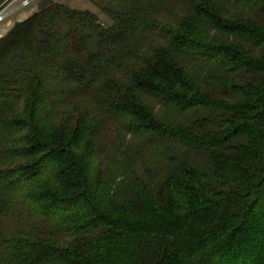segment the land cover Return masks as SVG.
Instances as JSON below:
<instances>
[{
	"label": "trees",
	"instance_id": "16d2710c",
	"mask_svg": "<svg viewBox=\"0 0 264 264\" xmlns=\"http://www.w3.org/2000/svg\"><path fill=\"white\" fill-rule=\"evenodd\" d=\"M90 1L0 42V264H264V0Z\"/></svg>",
	"mask_w": 264,
	"mask_h": 264
},
{
	"label": "rangeland",
	"instance_id": "374dc122",
	"mask_svg": "<svg viewBox=\"0 0 264 264\" xmlns=\"http://www.w3.org/2000/svg\"><path fill=\"white\" fill-rule=\"evenodd\" d=\"M53 2L64 3L72 8L91 10L98 15L104 24L109 25L112 23L111 18L90 0H7L0 7V42L18 23L24 22L33 14ZM146 100L147 102L152 101L150 98ZM125 119L121 116H114L110 111L107 112L106 117L102 120L99 140L100 146L96 156L97 160L99 155L100 158H104L105 155L121 156L122 145L124 144L122 135L127 130L122 128L125 125ZM128 137H132L130 133Z\"/></svg>",
	"mask_w": 264,
	"mask_h": 264
}]
</instances>
